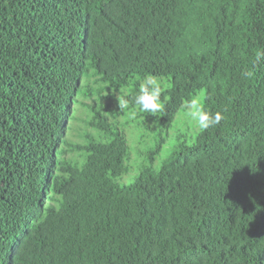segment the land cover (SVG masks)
I'll return each instance as SVG.
<instances>
[{
  "label": "trees",
  "instance_id": "obj_1",
  "mask_svg": "<svg viewBox=\"0 0 264 264\" xmlns=\"http://www.w3.org/2000/svg\"><path fill=\"white\" fill-rule=\"evenodd\" d=\"M261 52L264 0H0V264H264Z\"/></svg>",
  "mask_w": 264,
  "mask_h": 264
},
{
  "label": "clouds",
  "instance_id": "obj_2",
  "mask_svg": "<svg viewBox=\"0 0 264 264\" xmlns=\"http://www.w3.org/2000/svg\"><path fill=\"white\" fill-rule=\"evenodd\" d=\"M264 60V52L258 53L256 56V62L259 63ZM246 76H251V72L244 73ZM162 86L160 80L154 75H147L144 77L139 85L138 93L134 97V104L140 111L155 116L156 113L162 110ZM91 99L84 97L83 95L77 98V103L73 105L74 114L80 115L85 112V107L90 103ZM119 108L121 110L127 109L129 101L124 98L118 97ZM183 109L186 117L189 119L194 127V130L200 132L207 131L210 128L220 125L224 116L221 112L217 111L212 113L203 106L202 98L199 95L188 98L183 103ZM70 107L64 101L63 108L59 111L58 121L61 127L65 126L69 128L73 124V119L69 117ZM70 124V126H69Z\"/></svg>",
  "mask_w": 264,
  "mask_h": 264
},
{
  "label": "rangeland",
  "instance_id": "obj_3",
  "mask_svg": "<svg viewBox=\"0 0 264 264\" xmlns=\"http://www.w3.org/2000/svg\"><path fill=\"white\" fill-rule=\"evenodd\" d=\"M199 96H201V98H205V96H204L203 93L199 94ZM179 119H180V123H178V126L176 125L173 130H176L177 127L179 128V127H181L183 125L184 126L186 125L187 126L186 128L189 129V131L190 130H194L193 125L191 124V122L189 121V119L186 117L185 113H183V111H181L177 115V117H176V123L179 121ZM69 126H70V124H69ZM84 126H85L84 123L78 122L77 123V128L75 126V127H73V129L68 130V138L71 139V140H74L75 142H83V141H85V138H81L80 137V134L82 132H84L85 130H87V129L84 128ZM191 133H193V132L191 131ZM167 154H168V152L165 151L164 152V155H167ZM128 180L129 179H126L125 181H128Z\"/></svg>",
  "mask_w": 264,
  "mask_h": 264
}]
</instances>
